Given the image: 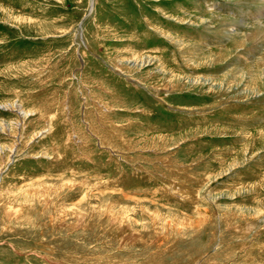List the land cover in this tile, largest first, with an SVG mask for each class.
<instances>
[{"label": "rangeland", "instance_id": "obj_1", "mask_svg": "<svg viewBox=\"0 0 264 264\" xmlns=\"http://www.w3.org/2000/svg\"><path fill=\"white\" fill-rule=\"evenodd\" d=\"M258 23L264 0H0V264H264Z\"/></svg>", "mask_w": 264, "mask_h": 264}, {"label": "bare ground", "instance_id": "obj_2", "mask_svg": "<svg viewBox=\"0 0 264 264\" xmlns=\"http://www.w3.org/2000/svg\"><path fill=\"white\" fill-rule=\"evenodd\" d=\"M263 22V21H262ZM250 30V29H249ZM231 32V31H230ZM229 34V32H227ZM264 34V24L263 23H258L254 26V28H251L250 32L248 31L244 38H243V42H236V44L240 47H243L244 44L246 43V41H255L259 38H261ZM234 35V34H233ZM231 37V35H229ZM261 42V41H260Z\"/></svg>", "mask_w": 264, "mask_h": 264}]
</instances>
